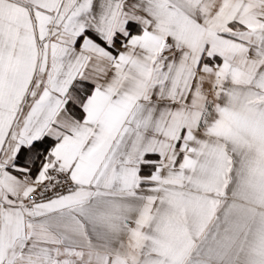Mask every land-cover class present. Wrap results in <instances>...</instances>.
Wrapping results in <instances>:
<instances>
[{"label": "snow or ice", "instance_id": "6c2138e0", "mask_svg": "<svg viewBox=\"0 0 264 264\" xmlns=\"http://www.w3.org/2000/svg\"><path fill=\"white\" fill-rule=\"evenodd\" d=\"M0 264H264V0H0Z\"/></svg>", "mask_w": 264, "mask_h": 264}]
</instances>
